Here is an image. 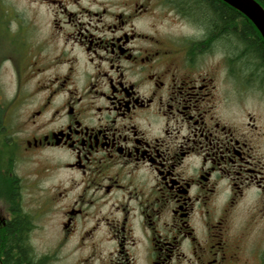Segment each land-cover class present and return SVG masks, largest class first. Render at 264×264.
Instances as JSON below:
<instances>
[{"label": "flooded vegetation", "instance_id": "af4514ba", "mask_svg": "<svg viewBox=\"0 0 264 264\" xmlns=\"http://www.w3.org/2000/svg\"><path fill=\"white\" fill-rule=\"evenodd\" d=\"M3 4L0 75L9 63L20 87L0 96V264L54 258L37 243L54 213L83 264H264V38L248 17L213 14L233 12L222 0ZM18 102L35 107L15 126Z\"/></svg>", "mask_w": 264, "mask_h": 264}, {"label": "rangeland", "instance_id": "374dc122", "mask_svg": "<svg viewBox=\"0 0 264 264\" xmlns=\"http://www.w3.org/2000/svg\"><path fill=\"white\" fill-rule=\"evenodd\" d=\"M19 5V3L17 2ZM4 6V7H3ZM0 5V31L4 28V19L7 16L6 5L3 4ZM29 10V9H27ZM27 14H30L29 11H27ZM41 14H44V11L41 12ZM170 18V17H168ZM184 25L181 24V22H176V24L167 19L164 18L161 25L162 31H171V32H183L184 30H187V28L183 27ZM48 51H46L43 55L47 54ZM6 55L7 53L4 52L3 49L0 50V56ZM3 70L0 75V96H4L6 99L9 98L13 100L14 96L18 92V89L20 85L16 82V76L14 72L11 70L9 63H3ZM53 75V71H47L44 73L41 78H50V76ZM24 86L22 87L23 91L25 92H31L35 88V82H25L23 81ZM12 103V102H11ZM14 107L18 108V115L16 114L14 120V125H20L23 120H25L35 107V104H20L15 103ZM49 155V154H46ZM22 172L21 174L25 173L27 170V165L21 167ZM25 169V171H23ZM21 171V170H20ZM51 183H47L43 186H51ZM25 202V205L28 207H38L40 205L46 206L45 203H47V206H50L51 200L47 198H27L23 200ZM50 212H53V209H50ZM54 213V217H48L43 218L42 223V229L39 232L38 236V246L42 253H48L52 254L51 257H46V260L42 262V264H83L82 261L78 260V257L83 253V250L76 251L73 243H68L66 245L59 244V247L56 244V238L58 234V218Z\"/></svg>", "mask_w": 264, "mask_h": 264}, {"label": "water", "instance_id": "95a60500", "mask_svg": "<svg viewBox=\"0 0 264 264\" xmlns=\"http://www.w3.org/2000/svg\"><path fill=\"white\" fill-rule=\"evenodd\" d=\"M222 1L248 17L264 38V7L257 0Z\"/></svg>", "mask_w": 264, "mask_h": 264}, {"label": "trees", "instance_id": "16d2710c", "mask_svg": "<svg viewBox=\"0 0 264 264\" xmlns=\"http://www.w3.org/2000/svg\"><path fill=\"white\" fill-rule=\"evenodd\" d=\"M260 4H263L264 5V0H257ZM212 8V13L213 14H220V16H225V15H229V14H240L238 13V11L236 9L233 10V12H229L224 5L221 6H215V5H212L211 6ZM210 9V7H209Z\"/></svg>", "mask_w": 264, "mask_h": 264}]
</instances>
